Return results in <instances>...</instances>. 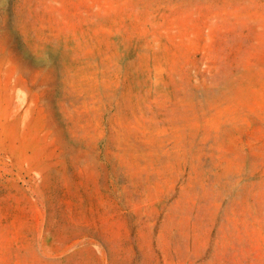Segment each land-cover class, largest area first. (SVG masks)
<instances>
[{
  "label": "rangeland",
  "instance_id": "374dc122",
  "mask_svg": "<svg viewBox=\"0 0 264 264\" xmlns=\"http://www.w3.org/2000/svg\"><path fill=\"white\" fill-rule=\"evenodd\" d=\"M0 264H264V0H0Z\"/></svg>",
  "mask_w": 264,
  "mask_h": 264
}]
</instances>
